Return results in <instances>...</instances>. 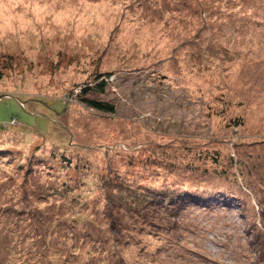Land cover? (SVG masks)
Masks as SVG:
<instances>
[{"label": "rangeland", "instance_id": "obj_1", "mask_svg": "<svg viewBox=\"0 0 264 264\" xmlns=\"http://www.w3.org/2000/svg\"><path fill=\"white\" fill-rule=\"evenodd\" d=\"M4 150L0 264H264V0H0Z\"/></svg>", "mask_w": 264, "mask_h": 264}, {"label": "trees", "instance_id": "obj_2", "mask_svg": "<svg viewBox=\"0 0 264 264\" xmlns=\"http://www.w3.org/2000/svg\"><path fill=\"white\" fill-rule=\"evenodd\" d=\"M106 85H107V78H102V79H98V80H95V81H89L88 83H86L82 88H81V90H80V94H82V98L84 99V100H86L90 105H92V106H95L96 108H99V109H102V110H105V111H114L115 110V108H116V106H115V104H114V102H110V101H108V100H104V99H97V98H93V97H90V96H87L86 94H87V92H89V91H91V90H94V89H96V90H99V91H103V90H105V87H106ZM41 141H43V142H46L45 140H41ZM43 145V144H42ZM40 146L41 148H43V146L45 145H43V146ZM47 146V145H46ZM40 147H36V149L38 150V149H41ZM46 148H50L49 146H47ZM64 148H66L65 146H64ZM59 149V151H61V152H63V153H66V150L65 149ZM48 149H46V151H47ZM50 150V149H49ZM0 152H2V153H0V157H2V159L4 158V156H6V150H4V151H0ZM51 153V152H50ZM56 152H52L51 153V155H49V156H51V157H53V158H55L56 157ZM53 161H56V163L58 164V163H60L59 162V160H56V159H52ZM58 161V162H57ZM49 163H50V160L48 161ZM48 163V164H49ZM118 183V186H120L121 188L123 187V186H125L124 185V183L122 182V181H118L117 182ZM190 191H188V192H186L187 194H182L181 196H182V198L184 199V201L185 202H194V201H197V202H194V203H196V204H198V203H200L201 202V197L199 198L198 196H196V195H193V194H191V193H189ZM160 194V197H158V198H160V202H158V204H160L161 203V205H164L165 203H169V202H171L172 200H170V201H168V202H166V198H167V195H166V193H163V192H161V193H159ZM128 195H131L130 193L128 194ZM132 196V195H131ZM145 197L148 199V200H151V197L149 196V198L145 195ZM176 198H177V201L178 202H181L180 200H181V198H180V195L179 196H176ZM192 199V200H190V201H187L188 199ZM224 198V197H223ZM172 199H175V195H173L172 194ZM225 199V198H224ZM181 205H180V208L181 209H183V208H185L186 207V204L185 203H180ZM205 204V203H204ZM188 205V204H187ZM56 206V210H57V208H58V206L57 205H55ZM205 207H209V204H207V206H205ZM59 208H60V206H59ZM56 212V211H55ZM74 218H76V217H74ZM78 221H80L78 218H76ZM77 220H73L74 221V224H72L71 226H72V228H73V226H77V223H78V221ZM67 224H69V221H65ZM82 223H88V224H93V220H91V219H86L85 221H83ZM50 228H51V230H53L54 229V225H53V223H51V225H50ZM47 237H45L44 238V240L46 241V243H48L49 244V248H51V247H54L55 245L53 244V242H54V239L51 237V235H52V231H50V232H48L47 233ZM89 235H84V240L85 239H87V241H89V240H91V241H93V239H91V237H88ZM89 239V240H88ZM96 242H97V240L95 241V243L94 244H96ZM102 246V245H101ZM96 247H97V245H96ZM55 248V247H54ZM98 248V247H97ZM98 252H99V254L100 255H104L103 253H105V246H104V248L103 247H101L99 250H98ZM38 264V263H37ZM84 264H90V261L89 262H85Z\"/></svg>", "mask_w": 264, "mask_h": 264}]
</instances>
